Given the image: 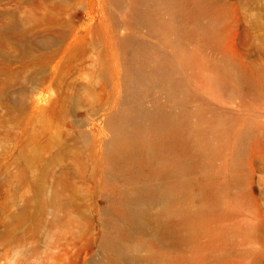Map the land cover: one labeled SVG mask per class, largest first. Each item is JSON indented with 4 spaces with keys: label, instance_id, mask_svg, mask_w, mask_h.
I'll return each instance as SVG.
<instances>
[{
    "label": "rangeland",
    "instance_id": "rangeland-1",
    "mask_svg": "<svg viewBox=\"0 0 264 264\" xmlns=\"http://www.w3.org/2000/svg\"><path fill=\"white\" fill-rule=\"evenodd\" d=\"M131 1L0 0V264H264V0H178L185 113L115 154Z\"/></svg>",
    "mask_w": 264,
    "mask_h": 264
},
{
    "label": "bare ground",
    "instance_id": "bare-ground-1",
    "mask_svg": "<svg viewBox=\"0 0 264 264\" xmlns=\"http://www.w3.org/2000/svg\"><path fill=\"white\" fill-rule=\"evenodd\" d=\"M130 8L138 26L147 27L150 33H164L165 39L159 45L149 43L137 36L138 34L126 39L132 61L127 74L124 107L114 121L115 136L110 145L115 154L136 148L135 145L143 142L151 144L185 113V106L192 95L186 73V58L179 52L172 38L179 31V1L132 0ZM155 84L163 88V92L166 90L165 93L174 103L173 109H167L163 105L147 108L141 102V87ZM156 189L147 188L136 201L144 203L153 200L161 191ZM170 190L167 192L170 193ZM139 210L132 212L134 221L140 219ZM109 245L110 241L107 242V246Z\"/></svg>",
    "mask_w": 264,
    "mask_h": 264
}]
</instances>
